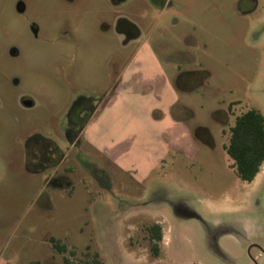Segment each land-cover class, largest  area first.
Segmentation results:
<instances>
[{
  "label": "rangeland",
  "instance_id": "rangeland-1",
  "mask_svg": "<svg viewBox=\"0 0 264 264\" xmlns=\"http://www.w3.org/2000/svg\"><path fill=\"white\" fill-rule=\"evenodd\" d=\"M152 53L162 99L135 65ZM248 110L264 118V0H0V264H264V165L241 182L224 151ZM27 143L61 151L55 173Z\"/></svg>",
  "mask_w": 264,
  "mask_h": 264
},
{
  "label": "trees",
  "instance_id": "trees-1",
  "mask_svg": "<svg viewBox=\"0 0 264 264\" xmlns=\"http://www.w3.org/2000/svg\"><path fill=\"white\" fill-rule=\"evenodd\" d=\"M224 151L232 161L236 177L245 183H251L260 168L264 165V118L255 110H248L235 117L229 128L228 143ZM149 248L154 255H158V244L162 238L161 227L151 224L146 228ZM52 247L59 253L66 251L64 246L50 240ZM97 257V255H94ZM64 264H71L67 258ZM97 263V262H95Z\"/></svg>",
  "mask_w": 264,
  "mask_h": 264
},
{
  "label": "flooded vegetation",
  "instance_id": "flooded-vegetation-1",
  "mask_svg": "<svg viewBox=\"0 0 264 264\" xmlns=\"http://www.w3.org/2000/svg\"><path fill=\"white\" fill-rule=\"evenodd\" d=\"M120 31L124 32V36L127 43L133 42L131 38L135 36V31H137V26L131 24L127 20H120ZM132 40V41H131ZM135 42V41H134ZM97 104L94 106L90 104L87 106V109L91 111L90 115L87 113L85 117H83L80 113L75 114L74 121L78 123L80 127L76 128V126H70L71 132L69 142L71 146H74L78 142V137L81 135L85 124L88 120L92 117L96 110H100L103 106V99L96 100ZM25 106H29L28 102H24ZM87 119V121H86ZM74 125V124H73ZM27 154L30 157V165L35 172L43 171L49 169L50 171H55L60 166L61 162L63 161V155L61 151L54 145H47V144H34L30 145L27 143ZM29 160V159H28ZM56 175V174H55ZM60 178V177H59ZM62 179V178H61ZM68 183V182H66Z\"/></svg>",
  "mask_w": 264,
  "mask_h": 264
},
{
  "label": "crops",
  "instance_id": "crops-1",
  "mask_svg": "<svg viewBox=\"0 0 264 264\" xmlns=\"http://www.w3.org/2000/svg\"><path fill=\"white\" fill-rule=\"evenodd\" d=\"M119 33L124 34V32H122V31H120ZM135 34L136 35L133 36L131 39L134 41H139V39L141 38V30H139L138 27H137V31H135ZM141 47H142V49H144V48L147 49L149 46L147 44H142ZM135 65L140 66V68H141V66H144V65H151L152 68L153 67L156 68V66H159V62H158L157 58L152 53V56H149V57L139 55L137 57V59L135 60ZM156 69L160 70V72L158 73L159 76H153V74H152L149 76L150 79L148 80L149 85L151 86V89H152V94L150 96H152V97L153 96H155V97L159 96L160 98L161 97L163 98L164 96L167 97L168 93L171 92V87L168 85L167 79L164 76L163 71L160 69V67H158ZM156 78H160V80L164 82L161 85V87L157 86L156 84L153 83ZM143 96L144 95H142V97ZM144 98H146V96H144ZM161 109L163 110L164 114L166 115V111H164L163 108H161ZM151 113H152V111H151ZM166 119H167V121H169L168 123L170 124L171 128L173 130H175L176 133H178L179 138H183L184 137L183 126H182V123L180 122V119H177L176 117H174V118L171 117V119H170L169 116L168 117L166 116ZM90 125H91L90 127H92V124H90ZM93 128H91V129L89 128V132L87 133V136L90 135L88 137V140H90L91 142H93V139H95V137H96V136L94 137V130H92Z\"/></svg>",
  "mask_w": 264,
  "mask_h": 264
}]
</instances>
